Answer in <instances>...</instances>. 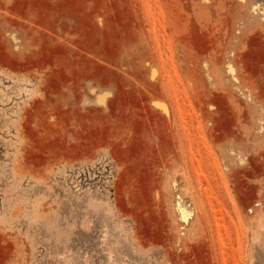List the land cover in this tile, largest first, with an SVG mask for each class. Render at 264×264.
<instances>
[{
    "label": "rangeland",
    "instance_id": "374dc122",
    "mask_svg": "<svg viewBox=\"0 0 264 264\" xmlns=\"http://www.w3.org/2000/svg\"><path fill=\"white\" fill-rule=\"evenodd\" d=\"M0 264H264V0H0Z\"/></svg>",
    "mask_w": 264,
    "mask_h": 264
}]
</instances>
